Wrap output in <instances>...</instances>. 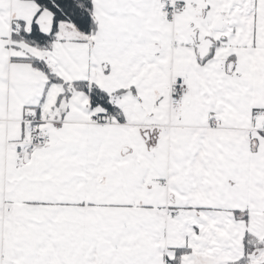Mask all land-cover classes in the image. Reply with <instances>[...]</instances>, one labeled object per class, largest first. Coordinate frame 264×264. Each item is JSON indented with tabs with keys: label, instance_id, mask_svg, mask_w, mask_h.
I'll use <instances>...</instances> for the list:
<instances>
[{
	"label": "snow or ice",
	"instance_id": "obj_1",
	"mask_svg": "<svg viewBox=\"0 0 264 264\" xmlns=\"http://www.w3.org/2000/svg\"><path fill=\"white\" fill-rule=\"evenodd\" d=\"M0 264H264V0H0Z\"/></svg>",
	"mask_w": 264,
	"mask_h": 264
}]
</instances>
